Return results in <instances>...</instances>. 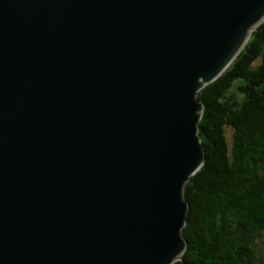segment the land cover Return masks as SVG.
Here are the masks:
<instances>
[{"label": "water", "instance_id": "95a60500", "mask_svg": "<svg viewBox=\"0 0 264 264\" xmlns=\"http://www.w3.org/2000/svg\"><path fill=\"white\" fill-rule=\"evenodd\" d=\"M264 0H0V264H174L199 90Z\"/></svg>", "mask_w": 264, "mask_h": 264}, {"label": "trees", "instance_id": "16d2710c", "mask_svg": "<svg viewBox=\"0 0 264 264\" xmlns=\"http://www.w3.org/2000/svg\"><path fill=\"white\" fill-rule=\"evenodd\" d=\"M196 99L204 163L183 187L187 249L174 264H264V21Z\"/></svg>", "mask_w": 264, "mask_h": 264}, {"label": "rangeland", "instance_id": "374dc122", "mask_svg": "<svg viewBox=\"0 0 264 264\" xmlns=\"http://www.w3.org/2000/svg\"><path fill=\"white\" fill-rule=\"evenodd\" d=\"M203 109H204V106H203ZM203 112V111H202ZM202 116V115H201ZM227 137H228V143H229V147H231V145H230V143H231V137H230V134L228 133V135H227ZM185 226V225H184ZM181 233H182V231H181ZM187 244V243H186ZM186 249H187V247H186ZM186 251V250H185ZM184 251V252H185ZM183 252V253H184ZM183 255V254H182ZM182 255H181V257H182ZM181 259V258H180ZM179 261V260H178Z\"/></svg>", "mask_w": 264, "mask_h": 264}]
</instances>
